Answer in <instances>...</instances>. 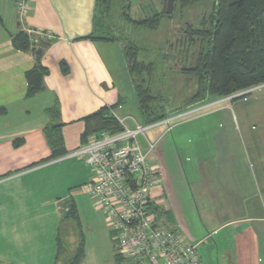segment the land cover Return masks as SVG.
I'll return each mask as SVG.
<instances>
[{
  "label": "crops",
  "instance_id": "crops-1",
  "mask_svg": "<svg viewBox=\"0 0 264 264\" xmlns=\"http://www.w3.org/2000/svg\"><path fill=\"white\" fill-rule=\"evenodd\" d=\"M98 13L99 0H0V264H72L80 250L78 264H119L88 192L96 174L69 157L85 143V119L103 108L132 117V126L146 121L124 47L99 39ZM20 32L44 43L46 73L33 97L27 75L36 57L13 44ZM262 100L209 97L168 116L142 143L156 144L150 162L160 173L157 206L169 213L163 225L196 245L202 264H264ZM49 108L60 112L69 153L60 159H50Z\"/></svg>",
  "mask_w": 264,
  "mask_h": 264
},
{
  "label": "trees",
  "instance_id": "trees-1",
  "mask_svg": "<svg viewBox=\"0 0 264 264\" xmlns=\"http://www.w3.org/2000/svg\"><path fill=\"white\" fill-rule=\"evenodd\" d=\"M134 1L99 0L102 15L100 20L97 17L96 28L103 34L99 39L124 47L129 75L146 120L143 125L162 123L168 116L209 97L221 99L259 86L264 88V0H175L183 9H197L200 16L205 13L203 7L209 3L210 6L197 26L181 22L174 29H168L174 13L162 11L147 16L142 10L144 16L141 7L133 8ZM13 44L20 51H32L36 57V66L27 75V96L33 97L41 91L46 73L41 65L44 43L36 44L26 32H20ZM178 90L188 101L176 98ZM47 113L52 119L45 130L52 151L50 159L66 157L69 153L59 124L60 112L58 108H49ZM85 122L83 145L93 134L104 131L116 134L124 129L108 108L87 117ZM154 211L159 221L168 218L169 213L160 206H155ZM109 227L117 262L132 264L122 254L116 231ZM81 257L82 250L72 264H78Z\"/></svg>",
  "mask_w": 264,
  "mask_h": 264
},
{
  "label": "built area",
  "instance_id": "built-area-1",
  "mask_svg": "<svg viewBox=\"0 0 264 264\" xmlns=\"http://www.w3.org/2000/svg\"><path fill=\"white\" fill-rule=\"evenodd\" d=\"M28 9L29 4H19L21 15ZM126 120L120 119L122 132H101L69 157L93 168L96 180L88 192L116 231L122 254L132 264H202L197 246L188 243L177 230L165 227L154 211L157 202L153 191L159 186L160 173L150 162V156L156 145L148 143L145 150L141 137L146 138L150 129L168 125L174 118L154 126L136 122L132 127Z\"/></svg>",
  "mask_w": 264,
  "mask_h": 264
},
{
  "label": "rangeland",
  "instance_id": "rangeland-1",
  "mask_svg": "<svg viewBox=\"0 0 264 264\" xmlns=\"http://www.w3.org/2000/svg\"><path fill=\"white\" fill-rule=\"evenodd\" d=\"M135 5H138L139 7H141L140 11H142V10L145 11L146 15L148 16L149 14H154L155 12H162L163 9H164V0H138V1L135 0L133 2V8H136ZM209 6H210V3L207 4L205 7H203V10L205 12L204 14H207V12L209 10ZM196 8H199V6H196ZM165 10L167 11L168 7L166 8V6H165ZM143 11H142V14L145 16ZM166 11H165V13H167ZM173 13H174L175 16L172 19V23L169 24L168 29H174V25H178L179 23L181 24V22H183V23L190 22L193 25L197 26L198 22L202 19L201 17L204 15V14H201L202 16H200L199 15V11L197 9H193V8H191V9H188V8L183 9L179 2H178V4L177 3L174 4L172 13L170 15H172ZM101 15H102V13L100 11L98 13L99 20L101 18ZM99 35L102 36L103 34L99 33ZM120 44L121 43H119V45H117V46H120ZM187 80H189V79L187 78L186 81ZM181 88L184 89L183 83H181ZM260 90L261 91H256L255 93H253L250 96H245V97H243L241 99L233 100V101H230V102H233V104H235L234 102L240 101L239 103H241V102L244 101V99H247V101H249V102H252L253 100L259 99V98L264 99V88H262ZM176 98H179L180 101H188V100H186V99H188L187 97H183L182 98L181 93H179V90L177 91ZM180 98H182V99H180ZM180 101H179V106H180ZM262 101L264 103V100H262ZM242 104H244V103H242ZM127 125H129V126L133 125L132 117L127 118ZM141 139H142V137H141ZM142 143L145 144V139L144 138L142 139ZM156 150L154 152H156ZM155 155H156V153H155ZM183 207H184V210L182 211V213L187 216V219L192 220V213H191V210H190L188 204L185 203ZM160 222H162V219L160 220ZM124 262H127V261H124Z\"/></svg>",
  "mask_w": 264,
  "mask_h": 264
},
{
  "label": "water",
  "instance_id": "water-1",
  "mask_svg": "<svg viewBox=\"0 0 264 264\" xmlns=\"http://www.w3.org/2000/svg\"><path fill=\"white\" fill-rule=\"evenodd\" d=\"M175 4V0H164V9L163 11L165 12V6L166 8L168 7V10L166 11L168 14H171L172 13V10H173V6Z\"/></svg>",
  "mask_w": 264,
  "mask_h": 264
},
{
  "label": "clouds",
  "instance_id": "clouds-1",
  "mask_svg": "<svg viewBox=\"0 0 264 264\" xmlns=\"http://www.w3.org/2000/svg\"><path fill=\"white\" fill-rule=\"evenodd\" d=\"M260 87V86H259ZM244 95H246V94H244ZM244 95H242V96H244ZM230 97H233V96H230ZM240 97V96H239ZM239 97H235V98H232V99H230V100H237V98H239ZM228 98V97H227Z\"/></svg>",
  "mask_w": 264,
  "mask_h": 264
}]
</instances>
